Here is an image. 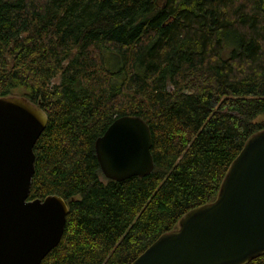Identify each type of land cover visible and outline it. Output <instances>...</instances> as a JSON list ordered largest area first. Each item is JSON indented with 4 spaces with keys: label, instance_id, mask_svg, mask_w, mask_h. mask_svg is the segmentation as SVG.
I'll use <instances>...</instances> for the list:
<instances>
[{
    "label": "trees",
    "instance_id": "trees-1",
    "mask_svg": "<svg viewBox=\"0 0 264 264\" xmlns=\"http://www.w3.org/2000/svg\"><path fill=\"white\" fill-rule=\"evenodd\" d=\"M12 94L48 115L28 199L68 206L40 264H129L215 199L264 128V0H0V96ZM125 114L147 123L154 167L115 181L94 141Z\"/></svg>",
    "mask_w": 264,
    "mask_h": 264
},
{
    "label": "water",
    "instance_id": "water-1",
    "mask_svg": "<svg viewBox=\"0 0 264 264\" xmlns=\"http://www.w3.org/2000/svg\"><path fill=\"white\" fill-rule=\"evenodd\" d=\"M25 96H0V264H40L60 241L68 213L50 194L28 199L34 144L48 115ZM152 136L137 115L115 118L94 141L102 175L121 181L154 167ZM264 254V128L230 162L217 195L191 208L129 264H247Z\"/></svg>",
    "mask_w": 264,
    "mask_h": 264
},
{
    "label": "rangeland",
    "instance_id": "rangeland-1",
    "mask_svg": "<svg viewBox=\"0 0 264 264\" xmlns=\"http://www.w3.org/2000/svg\"><path fill=\"white\" fill-rule=\"evenodd\" d=\"M226 42H230V41L226 40ZM57 82H59V77L58 76H56L55 78L52 79V83H57ZM168 85H170V84H167V86ZM168 87H170V86H168ZM21 92H23L22 89H18V90L15 91L16 94H20Z\"/></svg>",
    "mask_w": 264,
    "mask_h": 264
}]
</instances>
